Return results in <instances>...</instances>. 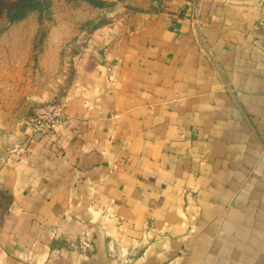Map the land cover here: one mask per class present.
I'll use <instances>...</instances> for the list:
<instances>
[{"label":"crops","instance_id":"crops-1","mask_svg":"<svg viewBox=\"0 0 264 264\" xmlns=\"http://www.w3.org/2000/svg\"><path fill=\"white\" fill-rule=\"evenodd\" d=\"M122 1L0 162V264H264V0Z\"/></svg>","mask_w":264,"mask_h":264},{"label":"rangeland","instance_id":"rangeland-1","mask_svg":"<svg viewBox=\"0 0 264 264\" xmlns=\"http://www.w3.org/2000/svg\"><path fill=\"white\" fill-rule=\"evenodd\" d=\"M39 1L15 19L17 0H0V162L26 141L27 116L62 100L91 34L125 10L122 0Z\"/></svg>","mask_w":264,"mask_h":264},{"label":"built area","instance_id":"built-area-1","mask_svg":"<svg viewBox=\"0 0 264 264\" xmlns=\"http://www.w3.org/2000/svg\"><path fill=\"white\" fill-rule=\"evenodd\" d=\"M62 108L61 101H49L37 106L23 123L27 139L55 135L58 126L64 119Z\"/></svg>","mask_w":264,"mask_h":264},{"label":"trees","instance_id":"trees-1","mask_svg":"<svg viewBox=\"0 0 264 264\" xmlns=\"http://www.w3.org/2000/svg\"><path fill=\"white\" fill-rule=\"evenodd\" d=\"M39 2V0H17L18 11L16 15H14V18H22L27 11L35 9V6H37Z\"/></svg>","mask_w":264,"mask_h":264}]
</instances>
